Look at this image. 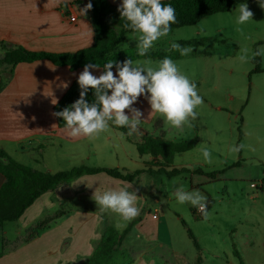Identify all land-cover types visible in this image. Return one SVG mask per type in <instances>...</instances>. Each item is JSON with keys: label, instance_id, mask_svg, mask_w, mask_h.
I'll use <instances>...</instances> for the list:
<instances>
[{"label": "rangeland", "instance_id": "obj_1", "mask_svg": "<svg viewBox=\"0 0 264 264\" xmlns=\"http://www.w3.org/2000/svg\"><path fill=\"white\" fill-rule=\"evenodd\" d=\"M236 6L205 16L195 24L171 28L168 35L157 40L149 50L170 52L172 42L192 41L188 46L192 48L189 54L172 59L180 71L196 83L203 98L196 109L197 117L177 129L158 113L152 119L151 114L141 109L143 119L151 118L141 124L149 135L175 142L194 140L193 148L175 153L167 167H187L191 171L174 176L155 171L152 176L143 174L137 179L145 183L144 194L149 202L164 196L162 209L167 216L172 247L188 261L195 262L200 256L201 264H224L228 256L238 264L234 242L245 249L241 236L246 232L254 236L258 251L244 252L245 257L250 264H264V253L259 252L264 249V188L250 185L264 177V56H259V71L255 70L256 56H251L257 49H264V9L258 3H248L253 18L238 26L234 22ZM132 35L130 33L121 43V48L136 45V41L130 39ZM243 48L250 52L246 61L239 59ZM160 59L144 57L134 61L155 67ZM145 102L141 97L137 101ZM100 134L109 135L108 140L97 142L101 149L96 153L84 149L82 154L70 156V164L64 167L70 169L88 162L115 167L119 163L135 170L148 165L149 155H140L136 142L128 140L117 127L110 125L108 131ZM235 145L243 147L238 152H230L229 148ZM204 147L211 152L210 162L203 160L201 149ZM198 169L200 173L195 171ZM214 171L218 173L212 178L208 173ZM153 183L158 194L151 189ZM175 185L210 196L213 200L208 207L210 218L197 217L188 203L178 204L170 195ZM74 203L75 207L83 205L79 200ZM244 213H257L259 222L252 224L235 216ZM117 222L124 223L120 219L114 223ZM17 225V221L5 222L7 240L12 239ZM162 250L170 254L169 246Z\"/></svg>", "mask_w": 264, "mask_h": 264}, {"label": "crops", "instance_id": "obj_2", "mask_svg": "<svg viewBox=\"0 0 264 264\" xmlns=\"http://www.w3.org/2000/svg\"><path fill=\"white\" fill-rule=\"evenodd\" d=\"M107 1L116 6L121 2V0ZM87 2L88 0H67V3L65 0H0V58L4 52L2 42L22 45L33 51L50 52L76 51L90 46L94 41V28L89 16L80 11ZM247 3L257 2L247 1ZM83 67L70 69L65 65H56L49 59L17 63L10 81L0 89V150L33 169L55 172L65 168V164L70 162V156L82 154L84 149L90 153H96L98 148L101 149L97 142L108 140L109 135L99 134L91 141L86 137L71 138L64 127L57 125L54 114L55 104ZM92 71L94 75H99L103 68ZM113 71L115 74V69ZM134 106L151 114L152 119L156 116V113L150 112L148 102L136 103ZM145 118L142 122L151 119ZM145 133L149 134L140 126L136 133L127 138L133 143L139 142ZM142 155H149L146 164L154 159L151 154ZM160 159L161 157H158L154 160ZM89 164L107 167L88 162L87 165ZM116 166L126 171H133L119 163ZM143 174L152 176L148 172L140 175ZM137 178L128 181L102 171L84 174L71 183L62 184L53 191L43 193L17 220L19 225L16 226L11 240L4 237L5 224L0 227V264L80 263L91 254L104 227L108 224L115 226L114 222L120 219L117 214L110 211L102 212L92 199L93 192L95 189L103 192L126 184L130 186V191L136 190L137 206L140 207V213L135 217L139 219L124 241L134 256L132 264L194 262L185 259V255L172 247L167 216L162 209L164 196L156 197L154 201L149 202L144 194L145 183ZM4 180L5 177L0 172V186ZM153 185L155 186L153 183L151 189L158 194ZM181 186L175 185L171 190L174 192ZM78 200L83 201V205L75 207L74 202ZM56 212L59 215L51 220L49 227L43 233L25 241L27 228ZM177 214L181 216L178 212ZM235 216L240 221L252 224L259 222L257 213ZM131 222L132 220L127 222L126 226ZM126 226L122 225L119 230H123ZM241 238L246 247L243 249L234 242L236 250L243 262L250 264L244 252L258 251L254 246V236L246 232ZM166 246H169V255L164 254L162 250ZM259 252L264 253V249ZM224 264L236 263L228 256Z\"/></svg>", "mask_w": 264, "mask_h": 264}, {"label": "clouds", "instance_id": "obj_3", "mask_svg": "<svg viewBox=\"0 0 264 264\" xmlns=\"http://www.w3.org/2000/svg\"><path fill=\"white\" fill-rule=\"evenodd\" d=\"M257 3L264 9V0H257ZM91 8L89 0L80 11L86 15ZM117 11L125 21L124 28L134 34L130 39L136 41V52L141 57L152 49L157 40L167 36L171 25L176 22L175 9L170 3H162V0H121ZM252 18L253 12L247 0L237 4L234 17L236 25H244ZM171 50L184 56L192 48L172 42ZM251 56H264V49H257ZM249 58V49H241L239 59L246 61ZM100 67L97 63L85 64L77 76L79 98L54 113L62 118L69 137H86L91 141L100 133L108 131L110 125L126 128L127 135L132 136L139 130L143 120L141 109L134 106L141 96L148 102L150 112L158 113L174 128L179 129L197 117L196 109L203 103V98L198 93L196 83L180 71L170 56H164L155 67L137 63L131 58L123 61L107 60L102 66L103 71L94 75L92 70ZM90 90L92 100L87 98ZM242 147L231 146L229 151L238 152ZM201 154L205 162H210L211 152L207 147L201 149ZM129 187L126 184L103 192L95 189L92 194L99 209L117 214L120 221L124 222L123 226L140 213L137 192L130 191ZM170 195L174 196L178 204L188 203L195 207L205 220L210 218L207 197L199 190L187 191L181 186ZM115 227L120 229L122 224L117 222Z\"/></svg>", "mask_w": 264, "mask_h": 264}, {"label": "trees", "instance_id": "obj_4", "mask_svg": "<svg viewBox=\"0 0 264 264\" xmlns=\"http://www.w3.org/2000/svg\"><path fill=\"white\" fill-rule=\"evenodd\" d=\"M257 2V0H247ZM89 2V0H88ZM87 2V3H88ZM244 2V0H162V3H170L175 9L176 22L171 28L192 25L197 23L205 16L225 12L232 6ZM92 8L88 10L91 23L94 28V41L85 48L76 51L50 52V51H33L22 45H9L2 42L3 55L0 58V89L5 87L10 81L14 67L19 62H31L38 59H49L56 65H65L70 69L82 67L87 63H97L101 67L107 60L123 61L131 58L133 61L144 57L170 56L171 58L183 57L178 51L170 52L148 51L141 57L137 55L136 46L121 48V43L125 40L126 35L131 30L124 28L125 21L120 17L117 6L110 4L107 0H91ZM182 47H188L192 44L191 40H180ZM255 70H261L260 57L256 56ZM80 89L77 84V78L57 101L54 107V113L62 110L79 98ZM87 98L93 99L91 90ZM56 117L57 125L64 127L62 118ZM127 135V129L117 127ZM194 140L171 141L156 138L145 133L141 141L136 142L137 150L140 154H151L154 159L161 157L162 161L154 159L145 168L126 171L117 167L90 166L80 164L70 169L58 170L55 172H45L33 169L13 159L7 152L0 150V172L4 175L5 180L0 186V227L7 221H17L24 211L34 203L43 193L55 190L58 186L73 182L77 177L84 174L97 172H106L107 174L123 180L133 181L143 172L152 174L155 171L165 172L168 176L178 175L184 172H190L187 167L167 168L173 159L175 153L184 152L193 148ZM158 162V163H156ZM162 162V163H161ZM158 165L157 169L153 166ZM200 173L201 170H195ZM217 171L208 173L210 177L215 178ZM213 200L207 198V206L210 207ZM193 212L197 217H203L201 213ZM59 215L58 212L45 216L37 221L34 225L25 230V241L43 233L54 218ZM139 218H134L132 222L123 230L108 224L101 232L93 251L83 261L78 264H132L134 256L124 241L131 230L132 226ZM193 238L194 236L190 234ZM195 240V239H194ZM235 255L239 258V264H245L237 250ZM202 258L189 264H201Z\"/></svg>", "mask_w": 264, "mask_h": 264}, {"label": "built area", "instance_id": "obj_5", "mask_svg": "<svg viewBox=\"0 0 264 264\" xmlns=\"http://www.w3.org/2000/svg\"><path fill=\"white\" fill-rule=\"evenodd\" d=\"M250 185H251V187H254V188H257V189H263L264 188V177L261 180L257 181V182L252 181L250 183ZM196 212L200 213V212L197 211V209H196Z\"/></svg>", "mask_w": 264, "mask_h": 264}]
</instances>
